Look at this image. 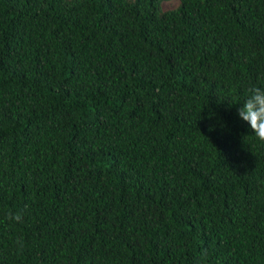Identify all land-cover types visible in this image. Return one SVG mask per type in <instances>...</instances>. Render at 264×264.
<instances>
[{"label": "trees", "instance_id": "16d2710c", "mask_svg": "<svg viewBox=\"0 0 264 264\" xmlns=\"http://www.w3.org/2000/svg\"><path fill=\"white\" fill-rule=\"evenodd\" d=\"M0 0V264H264V0Z\"/></svg>", "mask_w": 264, "mask_h": 264}, {"label": "clouds", "instance_id": "9594fccd", "mask_svg": "<svg viewBox=\"0 0 264 264\" xmlns=\"http://www.w3.org/2000/svg\"><path fill=\"white\" fill-rule=\"evenodd\" d=\"M238 110L239 117L250 124L255 137L264 141V85H255Z\"/></svg>", "mask_w": 264, "mask_h": 264}, {"label": "rangeland", "instance_id": "374dc122", "mask_svg": "<svg viewBox=\"0 0 264 264\" xmlns=\"http://www.w3.org/2000/svg\"><path fill=\"white\" fill-rule=\"evenodd\" d=\"M179 1L178 0H169V1H165L162 3V7L164 9H171L174 8L178 5Z\"/></svg>", "mask_w": 264, "mask_h": 264}]
</instances>
